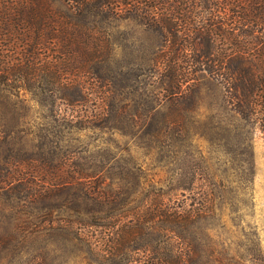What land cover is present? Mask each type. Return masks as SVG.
<instances>
[{
  "label": "trees",
  "instance_id": "trees-1",
  "mask_svg": "<svg viewBox=\"0 0 264 264\" xmlns=\"http://www.w3.org/2000/svg\"><path fill=\"white\" fill-rule=\"evenodd\" d=\"M113 19L134 21L160 41L115 62ZM202 74L264 134V0H0V196L60 198L68 215L61 227L98 258L229 264L199 261L193 233L205 219V194L187 202L198 173L182 179L188 170L165 158L175 152H160L167 180L140 165L132 180L108 182L76 147L83 131L105 125L142 126L162 115L164 127L174 126L169 109ZM29 100L44 111L38 130Z\"/></svg>",
  "mask_w": 264,
  "mask_h": 264
},
{
  "label": "rangeland",
  "instance_id": "rangeland-1",
  "mask_svg": "<svg viewBox=\"0 0 264 264\" xmlns=\"http://www.w3.org/2000/svg\"><path fill=\"white\" fill-rule=\"evenodd\" d=\"M107 29L118 63L137 58L160 41L134 21L113 19ZM28 106L38 130L44 111L33 101ZM169 112L176 118L174 126L164 127L162 115L142 126L105 125L83 131L76 147L103 167L108 182L132 180L131 172L140 165L151 179L167 180L170 175L159 168L160 152H175L173 159L169 152L165 158L188 170L182 179L198 173V184L186 192L187 202H202L205 194V219L198 221L193 233L199 261L264 264V134L232 110L222 84L208 74H202L189 98ZM160 130L162 137L157 135ZM66 218L58 197L1 195L0 264H126L124 254L115 261L92 254L74 230L61 227ZM96 249L101 252L105 245L99 243ZM133 255L140 258L145 253Z\"/></svg>",
  "mask_w": 264,
  "mask_h": 264
}]
</instances>
